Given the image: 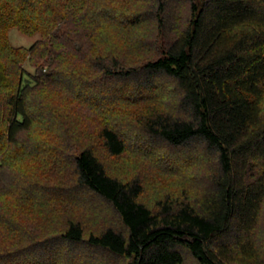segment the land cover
Listing matches in <instances>:
<instances>
[{"label":"trees","instance_id":"1","mask_svg":"<svg viewBox=\"0 0 264 264\" xmlns=\"http://www.w3.org/2000/svg\"><path fill=\"white\" fill-rule=\"evenodd\" d=\"M13 29L39 38L15 47ZM127 30L149 34L130 50L115 43ZM131 103L143 111L124 129L204 172L195 197L185 187L150 208L138 180L108 172L99 153L122 155L128 134L107 117ZM76 106L97 125L82 127ZM39 186L51 199L34 202ZM72 191L101 199L123 229L87 232ZM36 203L51 233L14 222ZM263 203L264 0H0V261L63 264L60 240L127 264H264L252 242Z\"/></svg>","mask_w":264,"mask_h":264},{"label":"rangeland","instance_id":"2","mask_svg":"<svg viewBox=\"0 0 264 264\" xmlns=\"http://www.w3.org/2000/svg\"><path fill=\"white\" fill-rule=\"evenodd\" d=\"M148 32L144 31L143 35L142 34L139 35L137 34V31L133 30L131 32L130 30H127L125 34L128 36V39H125V42L122 39L126 38V36L122 37V35L118 33L119 40H117L115 43L122 42L123 45L125 44V47L128 48V46H131V42L135 38L136 39L138 37L143 38V36H145V33L149 34ZM9 38L13 46L28 48L31 47L38 40L39 36L29 37L20 33L18 30L13 29L10 31ZM129 40H131V42H127ZM122 96L126 98V95H122ZM138 96H140V94L137 91L132 94L130 93L127 94V97L128 98L130 97L131 99L133 98L136 99V97L140 98ZM121 98H119L118 100L107 98L108 99L107 103L115 102L118 106L121 103V101H125V98L122 99ZM107 99H105L104 101H106ZM85 100L89 104L93 103L88 101L87 99ZM124 108L125 109L115 110V112H113L111 115L112 117L111 116L107 117L108 123H110L111 125L120 123L116 127H120L121 130L124 132V134L125 133L128 134V139L126 143L127 149L122 155L118 157H113V156L106 157V151L104 149L103 151H101V153H99L100 155L103 152L105 153V159L103 160L107 166L108 172L121 179H125V181L133 180V179L138 180L143 186V194L141 197V201L150 208H154L157 204V201L161 197L167 196L168 193H171L172 196H179L180 194L182 195L185 187L188 190H190L191 196H193L192 194L196 192L197 189L199 192H201L202 190H200V187L198 186L203 184L204 180L201 181L202 179L199 178L198 176L205 175L204 172H200V175L198 176L194 175L195 172L187 173V169L185 171L183 166L180 165L179 162H174L175 159H178L177 157H175L174 160L172 159V161L169 159L166 160L161 158L162 155L166 153L165 150L162 148L163 145H161L159 149L157 146H154L153 150L152 148L151 150H149L150 146L144 147V143L146 144V142H148L146 135L140 134L138 137H135L136 133L134 134L129 133L127 129H124L125 125L128 124L136 128L133 124H135L137 117L143 111L142 110L143 104L131 103L129 104V106H125ZM73 110L76 112L74 114L78 115L79 118H81L82 121L80 122V124L82 125V127H85L86 129H88V131L91 129L90 125H92L93 127L97 125L98 120H96V122H93L92 120L90 121L88 119L89 118L88 113L92 112V110L79 106L78 107L76 106ZM115 113L118 114L117 117H115ZM127 120L129 121L126 122ZM97 142H98V146L100 147L99 148V152H100V150H102L101 149L102 145L100 141ZM94 143L96 144V140L94 141ZM171 156H172L171 158H173V155ZM204 165L200 166L199 164L197 165V168L201 167V170L202 169L205 170V166L208 165L207 164L205 166ZM68 174L69 173L65 171V175ZM32 175L33 174H30L29 177H31ZM8 181L9 180L5 179V182ZM43 183H49V181L46 180ZM43 183H40V186H43L42 185ZM40 186L38 187L37 190L40 193H43V195H40V198H37L40 201L35 200L34 202L41 203L43 199H46L48 197L47 193H44L43 190L40 189ZM204 186H205V181H204ZM69 196H71V199L69 198L66 199V202L68 201V204H74L78 202L81 205L80 207H75L76 205L74 204L73 208H79V210H81L80 213H77L76 217L85 223V228L87 232H91L92 229L95 227H97L99 231L102 230L104 227L105 228L114 227L116 229H123L122 224H120V220L118 216L112 211L110 206L105 204L101 199H98L97 197L93 196L90 193L82 192V191L80 192L72 191L69 194ZM47 199H51V198L48 197ZM46 206H50L49 203ZM33 207L36 208L37 211H35L32 208L30 210L37 212L36 217L32 216L29 211L26 214L25 213H23L22 215L19 214L18 219L15 220L14 222L17 224V226H20L21 222L29 223L27 225L28 228L31 227V230L36 229L34 231V234L44 233L45 235L47 233H51L49 232L50 227L46 228V225H48V222H54L55 221L54 218L53 217L48 218L49 215L44 216V213L46 211H43L45 207L42 208L41 204L37 206L36 203ZM9 213H7V215H9ZM41 221L42 223L40 229V226L38 225H40ZM92 224L94 226H91ZM258 224H259L258 230L259 231L261 230V233L254 234V236H252V242L254 243L253 245L255 250L258 245L260 246V248L257 249L258 250L257 253H255V256L257 257L255 262L256 263L262 262L263 259V263H264V203L262 205V210L259 216ZM53 243H55L54 247L58 246L55 250H59V252H61L62 255H65L63 264H127V261L122 262V260L113 259L111 256H109L106 253L99 252L97 250L88 248L86 246H74L63 243L60 240H55L53 241ZM6 248L8 249L7 246ZM7 249H5L4 252L8 251ZM20 257L21 258L19 260H14V263L13 261H4L5 260L4 259L0 261V264H8L9 262H10L9 264L23 263V258H22L23 256L21 255ZM187 264H190V262H188Z\"/></svg>","mask_w":264,"mask_h":264}]
</instances>
